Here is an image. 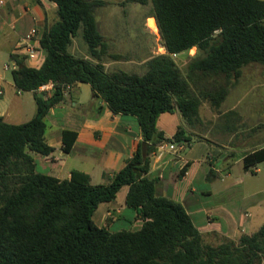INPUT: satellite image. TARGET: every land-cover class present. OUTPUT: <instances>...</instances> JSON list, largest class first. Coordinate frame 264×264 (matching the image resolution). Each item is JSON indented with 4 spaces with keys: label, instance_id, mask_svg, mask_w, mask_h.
Instances as JSON below:
<instances>
[{
    "label": "trees",
    "instance_id": "obj_1",
    "mask_svg": "<svg viewBox=\"0 0 264 264\" xmlns=\"http://www.w3.org/2000/svg\"><path fill=\"white\" fill-rule=\"evenodd\" d=\"M50 1L57 18L41 30L35 44L44 50L41 64H27L25 53L10 54L16 63L13 83L33 91L36 109L18 123L0 115V264H264V221L250 233L207 242L183 204L158 191L159 179L149 171L150 155L160 140L186 147L202 137H193L191 127L201 122L203 100L221 113L242 68L256 62L264 70V0H132L151 3L165 47L145 61L143 72L104 67L108 43L94 8L105 0ZM78 34L88 55L69 50ZM192 46L196 51L187 53L183 70L170 52ZM49 79L54 88L44 95L37 87ZM78 81L88 82L113 112L132 114L139 122L137 148L104 183H91L89 174L76 168L68 178L35 168L32 152L47 155L54 149L45 137L46 114L65 98V85ZM102 109L97 106L98 114ZM165 111L182 117L171 137L156 124ZM76 134L62 129L65 152ZM263 157L261 149L248 153L243 167L252 170ZM124 184L125 203L141 225L112 231L92 214Z\"/></svg>",
    "mask_w": 264,
    "mask_h": 264
},
{
    "label": "crops",
    "instance_id": "obj_2",
    "mask_svg": "<svg viewBox=\"0 0 264 264\" xmlns=\"http://www.w3.org/2000/svg\"><path fill=\"white\" fill-rule=\"evenodd\" d=\"M150 17L153 16L147 19ZM56 18V5L50 0H4L0 5V56L5 53L11 63L14 60L11 53H25L22 39L31 28L36 29L31 39L35 45L41 30ZM103 37L108 43L102 55L106 69L143 72L145 61L152 54L165 51L162 44L159 45L161 51L151 44V48L147 46L140 55L126 53L121 49L120 38L116 41ZM69 50L89 54L80 34L73 37ZM114 53L118 55H112ZM43 58L44 50L37 48L33 55L26 57V63L39 66ZM243 70L244 67L242 73ZM249 70L254 74L261 72L264 77L261 65L251 66ZM263 77L259 81L257 75L252 76L250 97L236 98L229 108L222 110L219 138L197 132L202 137L194 138L184 149L177 147L150 155L149 171L159 179L158 191L180 201L204 235L235 237L241 232L256 230L264 221V157L251 165L252 170L243 167L246 154L264 150V96L260 99ZM0 86V115L4 120L18 123L29 119L36 109L33 91L19 90L12 79L1 74ZM25 91L32 94L26 95ZM100 104L103 109L98 114ZM46 121V141L54 149L47 155L42 154L39 160L32 152L35 168L59 178H68L76 168L88 173L91 183L107 182L142 139L137 117L113 112L101 97L92 93L90 84L85 81L76 82L65 92V98L47 112ZM181 122L178 111H165L159 114L156 124L165 136L171 137ZM64 128L77 133L68 152L63 150ZM186 162L184 172L178 175ZM127 189V184L122 185L114 199L98 204L106 203L97 224L108 227L124 211L128 217L132 215L125 203ZM120 192L122 201L114 203Z\"/></svg>",
    "mask_w": 264,
    "mask_h": 264
},
{
    "label": "rangeland",
    "instance_id": "obj_3",
    "mask_svg": "<svg viewBox=\"0 0 264 264\" xmlns=\"http://www.w3.org/2000/svg\"><path fill=\"white\" fill-rule=\"evenodd\" d=\"M106 3L99 4L94 8L95 19L97 20L99 31L108 37L109 39H117L122 40L121 49L124 52H132L137 53L138 55L144 53V51L152 46L161 51L162 47L159 45L162 44L161 37L158 31V27L156 25V21L151 12V3H139L132 0H105ZM150 17L147 19L150 15ZM144 20L146 21V25H143ZM143 27V29H142ZM196 51V47L191 48L190 50L181 51L178 56H174L178 65L184 70V66L187 60V53H194ZM140 52V53H139ZM9 63V57L3 53L0 56V74L7 79L11 78V67L3 68V63ZM11 65V64H10ZM251 66H260L259 63L252 62L244 66L243 73L237 81L230 87L228 94L226 95L224 101L220 105L221 113L214 110L207 100H203L200 104V115L201 122L196 123L191 127L193 132V137H197L198 133H204L212 138H219L221 134V129L219 128L222 122V110H226L230 107L231 103L235 101L236 98L244 99L245 96L247 98L250 97V80L252 76H258L261 81L263 77L262 73L254 74L250 72ZM261 73V76H260ZM264 79V77H263ZM1 88V86H0ZM261 97L264 96V89L260 90ZM24 94H32L30 91H25ZM24 117V116H21ZM36 155V160L42 156L41 153L33 152ZM38 169L39 165H38ZM197 182V180H196ZM122 193H118L117 198L114 203H118L122 201ZM106 203H101L94 210L92 217L95 222H98V216L100 212L104 209V205ZM132 211L131 216H127V213L124 211L122 216H116L113 221L108 224V229L110 230H119L123 228H138L141 225V219L135 217V210L126 206ZM205 240L210 243H217L223 239V235H204Z\"/></svg>",
    "mask_w": 264,
    "mask_h": 264
},
{
    "label": "built area",
    "instance_id": "obj_4",
    "mask_svg": "<svg viewBox=\"0 0 264 264\" xmlns=\"http://www.w3.org/2000/svg\"><path fill=\"white\" fill-rule=\"evenodd\" d=\"M3 3H4V0H0V5H2ZM35 31H36L35 28H31L30 32L22 39V47L24 48V52H25V54H27V56L33 55L35 53V50H36L35 45H34L33 41L31 40L32 35L35 33ZM192 47H195V46H192ZM192 47L188 48L187 51L190 50ZM170 54L172 56H177L178 52L173 51V52H170ZM15 66H16L15 60H13L11 63H5L4 64V68H9V67L13 68ZM70 87H71V84L67 83L65 85V92ZM53 88H54V81L49 79L47 82L40 84L37 87V90L39 92H42L44 95H48V94H51V92L53 91ZM177 147L183 149L185 146H184V143H182V142H180L176 145L172 141L162 139L157 143L156 150L153 153L161 152V151H164L166 149H173V148H177Z\"/></svg>",
    "mask_w": 264,
    "mask_h": 264
},
{
    "label": "bare ground",
    "instance_id": "obj_5",
    "mask_svg": "<svg viewBox=\"0 0 264 264\" xmlns=\"http://www.w3.org/2000/svg\"><path fill=\"white\" fill-rule=\"evenodd\" d=\"M193 48V47H192Z\"/></svg>",
    "mask_w": 264,
    "mask_h": 264
}]
</instances>
